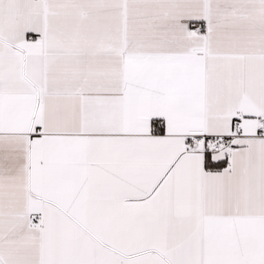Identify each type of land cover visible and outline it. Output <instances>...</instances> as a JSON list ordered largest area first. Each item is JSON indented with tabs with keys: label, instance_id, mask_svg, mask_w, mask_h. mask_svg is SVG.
<instances>
[{
	"label": "snow or ice",
	"instance_id": "obj_1",
	"mask_svg": "<svg viewBox=\"0 0 264 264\" xmlns=\"http://www.w3.org/2000/svg\"><path fill=\"white\" fill-rule=\"evenodd\" d=\"M0 264H264V0H0Z\"/></svg>",
	"mask_w": 264,
	"mask_h": 264
}]
</instances>
